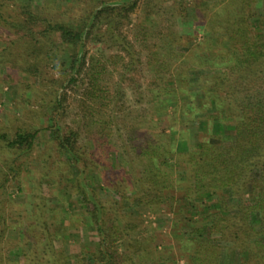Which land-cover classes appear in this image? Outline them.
Masks as SVG:
<instances>
[{
	"label": "trees",
	"instance_id": "obj_1",
	"mask_svg": "<svg viewBox=\"0 0 264 264\" xmlns=\"http://www.w3.org/2000/svg\"><path fill=\"white\" fill-rule=\"evenodd\" d=\"M174 1L162 8L144 0L137 26L152 36L161 11L172 12L169 29L158 31L157 39L146 47L148 63L155 65L158 82L163 83L160 93L181 103L180 114L169 115L170 124L161 129H130L128 155L106 164L94 156L95 143L81 145L80 129L61 124L58 113L67 99L66 89L86 70L88 42L108 39L132 55L134 46L121 26L132 21L141 0H79L77 6L56 14L48 10L55 6L51 2L36 12L27 0H0V31L6 28L9 34H0V54H7L11 67L40 77L52 96L47 127L19 126L11 136L0 130V150L9 153L3 160L8 166L0 177V195L10 177L22 171V163L16 161L33 151L41 131L50 129L52 145L39 181L58 176L69 198L78 196L85 222L95 228L92 245L75 264H162L172 263L176 256L183 257L184 264H232L222 260L224 251L237 252L240 264H264V14L258 0H191L189 6L186 0ZM190 6L195 21L212 36L184 55L183 77H167L165 73L171 72L167 56L174 45L186 43L175 28V18L188 17ZM16 42L24 45L23 51L14 48L13 55ZM61 55L65 61H59ZM187 60L210 70L198 76L201 96L189 92L188 69L194 66H185ZM50 67L59 78L45 79ZM90 80L88 101L93 99L97 74L92 73ZM56 83L59 87L54 89ZM88 101L85 113L92 109ZM190 119L197 121V134L190 127L179 128ZM228 130L234 132L231 138ZM119 168L116 177L113 171L111 177L105 176ZM95 174L103 180L101 192L94 185ZM1 205L0 198V246L9 224ZM36 207L29 230L41 229L42 239L32 236L35 249L24 264H31L27 258L33 264H69L68 256L54 247L58 233L44 218L45 203ZM150 213L156 215L155 226L145 223ZM170 220L179 229L194 232L176 241L170 235L163 239L165 234L160 233L171 226ZM35 224L38 228H33Z\"/></svg>",
	"mask_w": 264,
	"mask_h": 264
},
{
	"label": "rangeland",
	"instance_id": "obj_2",
	"mask_svg": "<svg viewBox=\"0 0 264 264\" xmlns=\"http://www.w3.org/2000/svg\"><path fill=\"white\" fill-rule=\"evenodd\" d=\"M27 1L33 4L36 12H41L42 5L51 2L55 6H51L52 8H48V10L54 14L79 4V0ZM190 2L191 0L185 1L188 6ZM211 2H218V0H211ZM154 3L162 8H167L172 6L175 1L153 0L152 4ZM258 4L264 14V0H258ZM143 5L144 0H141L139 8L131 16L132 21H124L121 26L122 33L128 36L134 46L133 56L122 51L119 45L108 39L101 43L88 42L86 70L81 74L76 84L66 89L67 99L63 103L62 110L58 113L61 124L80 129L81 138L79 142L81 145L87 148L89 141L95 143H92L94 156L100 157L106 164L111 160L118 162L122 156L128 155L127 137L130 129L134 127L141 128L143 131L148 128L152 131L154 127L161 129L163 124H170L168 122L169 115L180 114L177 106L181 103L179 101L177 103L176 98L172 99V96H164L160 93L163 83L158 82L155 65L148 63L150 51L146 47L147 42L157 39L156 33L158 31L166 32L169 29L173 19L172 12L171 10L168 13L161 11L159 14L160 22L156 26V31L152 36H145L144 30L137 26ZM189 10L188 17L184 19L175 18V28L180 35H183L186 43L174 45L173 53L170 54V57L167 56V60L170 59L171 61V72L165 73L167 77H171L172 74L174 78L183 77L184 55L191 52L192 46L203 44L204 39L212 36V34L203 31V27L195 21L193 17L195 12L191 6ZM16 11L17 9L14 8V13ZM5 30L0 31L3 37L9 35L8 30L6 28ZM11 36L16 38L14 35ZM20 44L16 42L12 47L13 55L15 52L23 51L24 45L20 46ZM3 57L5 61H3ZM6 57L7 54H0V130L6 131L11 136L19 126L47 127L49 125V111L47 109L52 100L48 91L51 87L43 85L40 77L25 73L21 67H11V62ZM65 60L66 57L61 55L59 61ZM184 65L194 66V68L188 69L189 92L201 96L197 84L198 76L200 73H207L210 70L198 68L188 60L184 62ZM92 73L97 74V87L93 89V99L88 101L85 92L90 85ZM52 77L59 78V75L56 69L50 67L45 79L49 80ZM58 87L59 85L56 83L54 89ZM163 100H168V104L163 103ZM87 101L89 102L87 104H92V109L85 113L83 108ZM208 112L214 111L207 110L206 113ZM90 115L93 117L88 118ZM182 127H190L192 133L197 134L196 120L190 119L185 126L179 124V128ZM167 132H170L169 128ZM227 133L229 135L227 138H231L234 132L228 130ZM50 139V129L41 131L33 151L16 161L17 164L22 163L23 165L21 173L17 177H10L11 181L1 191V207L9 216L5 239L0 246L1 264H24L26 256L35 249L33 246L35 238L32 236L42 239L41 229L29 230L31 222L35 220L32 216L36 213V203L38 202L45 203L44 218L48 222L49 229L58 233V237L54 238V247L68 256L69 264H75V261L83 254L84 249L92 245L95 228L92 224L85 222L81 214L82 206L79 204L78 196L73 194L70 199L65 193L64 184L58 182V176H48L42 182L39 181L44 165L43 159L49 153L48 147L52 145ZM126 147L128 152L125 151ZM53 151L51 150V153ZM8 156L9 153L0 150V177L3 174L2 170H6L8 166L3 161ZM120 171V168L117 170L110 169L109 172L106 171L105 176L109 177L111 172L112 176L116 177L121 174ZM94 185L100 192L103 190V180L98 174H95ZM147 215L145 223L155 226L156 215L151 213ZM168 216L169 219L173 217L171 213ZM170 224L171 226H165L160 233L161 236L165 234L163 239L172 236L173 241H176V239L185 236L186 233L194 232L187 227L179 229L175 222L172 224L171 220ZM33 228H38V225L35 224ZM194 234L198 233L195 232ZM164 242L166 244L168 240H164ZM169 244L171 243H167V245ZM39 246L40 249L43 247L42 242L39 243ZM174 252H177L176 248H174ZM174 259L172 263L162 264L185 263L183 257L176 256ZM222 260L232 262V264H240L237 252L230 255L229 252L224 251ZM27 263L33 264L28 258Z\"/></svg>",
	"mask_w": 264,
	"mask_h": 264
}]
</instances>
